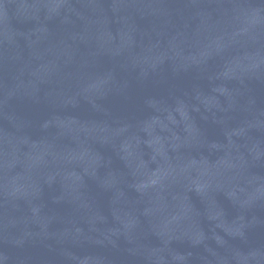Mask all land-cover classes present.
<instances>
[{
    "label": "water",
    "instance_id": "95a60500",
    "mask_svg": "<svg viewBox=\"0 0 264 264\" xmlns=\"http://www.w3.org/2000/svg\"><path fill=\"white\" fill-rule=\"evenodd\" d=\"M0 264H264V0H0Z\"/></svg>",
    "mask_w": 264,
    "mask_h": 264
}]
</instances>
